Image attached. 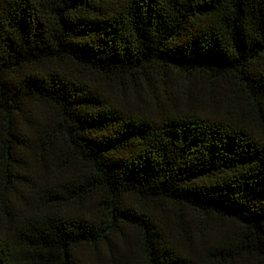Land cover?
I'll use <instances>...</instances> for the list:
<instances>
[{
	"label": "trees",
	"instance_id": "obj_1",
	"mask_svg": "<svg viewBox=\"0 0 264 264\" xmlns=\"http://www.w3.org/2000/svg\"><path fill=\"white\" fill-rule=\"evenodd\" d=\"M0 264H264V0H0Z\"/></svg>",
	"mask_w": 264,
	"mask_h": 264
}]
</instances>
